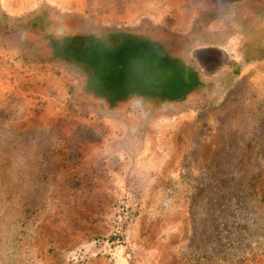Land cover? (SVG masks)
<instances>
[{
    "label": "rangeland",
    "instance_id": "rangeland-1",
    "mask_svg": "<svg viewBox=\"0 0 264 264\" xmlns=\"http://www.w3.org/2000/svg\"><path fill=\"white\" fill-rule=\"evenodd\" d=\"M0 264H264V0H0Z\"/></svg>",
    "mask_w": 264,
    "mask_h": 264
}]
</instances>
